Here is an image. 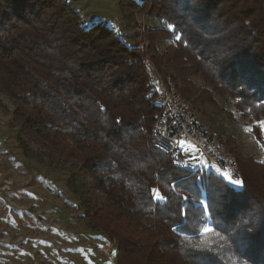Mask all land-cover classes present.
Returning a JSON list of instances; mask_svg holds the SVG:
<instances>
[{
  "label": "trees",
  "instance_id": "obj_1",
  "mask_svg": "<svg viewBox=\"0 0 264 264\" xmlns=\"http://www.w3.org/2000/svg\"><path fill=\"white\" fill-rule=\"evenodd\" d=\"M149 3L138 6L162 26L143 35L155 68L186 97L230 95L264 120V0ZM169 34L177 38L160 48ZM143 57L63 0H0V91L12 125L77 168L84 220L116 245L115 264H264V156L235 153L238 189L213 168L175 169L148 144L156 108Z\"/></svg>",
  "mask_w": 264,
  "mask_h": 264
},
{
  "label": "rangeland",
  "instance_id": "obj_2",
  "mask_svg": "<svg viewBox=\"0 0 264 264\" xmlns=\"http://www.w3.org/2000/svg\"><path fill=\"white\" fill-rule=\"evenodd\" d=\"M63 1L85 26L101 23L130 46L146 42V29L162 27L138 6L150 0ZM168 36L158 42L160 48L177 38ZM192 80L195 92H202V83ZM172 82L199 121L208 122L209 132L227 143L234 157L239 153L244 158H263L264 150L253 133L255 128L264 140L263 119L244 116V107L236 108L238 101L230 95L207 93L196 99L198 94L192 93L186 97L181 85ZM12 111L11 99L0 91V264H115L116 245L84 220L80 201L84 178L69 162L50 160L32 141L19 138ZM205 168L212 169L207 162ZM224 180L240 188L238 179ZM210 229L206 225L203 232Z\"/></svg>",
  "mask_w": 264,
  "mask_h": 264
},
{
  "label": "built area",
  "instance_id": "obj_3",
  "mask_svg": "<svg viewBox=\"0 0 264 264\" xmlns=\"http://www.w3.org/2000/svg\"><path fill=\"white\" fill-rule=\"evenodd\" d=\"M138 47L144 52L142 66L156 108L149 146L167 156L175 169L204 171L207 162L218 175L238 179V164L225 143L199 121L171 78L157 71L146 52L147 43Z\"/></svg>",
  "mask_w": 264,
  "mask_h": 264
},
{
  "label": "snow or ice",
  "instance_id": "obj_4",
  "mask_svg": "<svg viewBox=\"0 0 264 264\" xmlns=\"http://www.w3.org/2000/svg\"><path fill=\"white\" fill-rule=\"evenodd\" d=\"M154 191H155V195H156L157 199H163V197L161 196L159 191H156V190H154Z\"/></svg>",
  "mask_w": 264,
  "mask_h": 264
},
{
  "label": "crops",
  "instance_id": "obj_5",
  "mask_svg": "<svg viewBox=\"0 0 264 264\" xmlns=\"http://www.w3.org/2000/svg\"><path fill=\"white\" fill-rule=\"evenodd\" d=\"M202 121H203V119H202ZM205 122V121H204ZM204 122H202V123H204ZM206 123V124H205ZM204 124H205V126L207 125V127L209 128V124H208V122H205ZM203 124V125H204ZM210 129V128H209Z\"/></svg>",
  "mask_w": 264,
  "mask_h": 264
},
{
  "label": "bare ground",
  "instance_id": "obj_6",
  "mask_svg": "<svg viewBox=\"0 0 264 264\" xmlns=\"http://www.w3.org/2000/svg\"><path fill=\"white\" fill-rule=\"evenodd\" d=\"M206 232V231H205ZM105 251V250H104Z\"/></svg>",
  "mask_w": 264,
  "mask_h": 264
}]
</instances>
